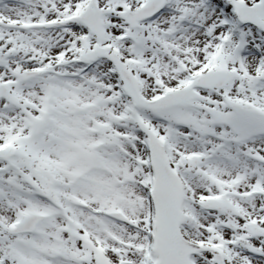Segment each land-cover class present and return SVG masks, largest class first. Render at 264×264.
<instances>
[{
    "label": "snow or ice",
    "instance_id": "obj_1",
    "mask_svg": "<svg viewBox=\"0 0 264 264\" xmlns=\"http://www.w3.org/2000/svg\"><path fill=\"white\" fill-rule=\"evenodd\" d=\"M0 264H264V0H0Z\"/></svg>",
    "mask_w": 264,
    "mask_h": 264
}]
</instances>
